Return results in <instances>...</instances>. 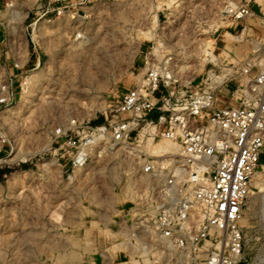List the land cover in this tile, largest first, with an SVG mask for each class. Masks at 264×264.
<instances>
[{
    "label": "rangeland",
    "instance_id": "1",
    "mask_svg": "<svg viewBox=\"0 0 264 264\" xmlns=\"http://www.w3.org/2000/svg\"><path fill=\"white\" fill-rule=\"evenodd\" d=\"M47 4L66 12L41 16ZM239 4L254 15L229 16ZM263 23L264 0H0V97L12 94L0 103V264H151V234L135 224L155 212L157 178L128 149L91 148L73 172L56 132L109 120L150 68L225 92L262 47ZM242 225L252 256L264 244V152Z\"/></svg>",
    "mask_w": 264,
    "mask_h": 264
},
{
    "label": "built area",
    "instance_id": "2",
    "mask_svg": "<svg viewBox=\"0 0 264 264\" xmlns=\"http://www.w3.org/2000/svg\"><path fill=\"white\" fill-rule=\"evenodd\" d=\"M50 5L41 16L65 14L66 6ZM227 13L236 20L254 15L243 4ZM172 77L150 68L139 86L121 93L109 120L95 127L72 120L58 130L69 167L84 168L94 147L98 155L128 149L141 174L157 178L155 212L135 224L151 234V264H264V244L247 256L242 225L264 152V43L227 74L224 94L192 90ZM2 91L0 103L9 102L7 86ZM159 141L176 145L177 154L146 155Z\"/></svg>",
    "mask_w": 264,
    "mask_h": 264
},
{
    "label": "bare ground",
    "instance_id": "3",
    "mask_svg": "<svg viewBox=\"0 0 264 264\" xmlns=\"http://www.w3.org/2000/svg\"><path fill=\"white\" fill-rule=\"evenodd\" d=\"M263 25H264V23H263ZM167 74H168V76H171V75H172L171 72H167ZM159 142H167V141H159ZM159 142H156V143L150 145L149 148H148V151H149L150 148L154 149V148H153L154 145L157 144V143H159ZM167 143L171 144V146H170V145H167V146H165V147H161V148H159V151H160V152L157 153L158 156H162V155H164V154L174 155V154L168 153L167 151H171L172 153H175V152H176L175 154H177V151H178L177 146L174 145L173 143H170V142H167ZM158 156H156V157H158Z\"/></svg>",
    "mask_w": 264,
    "mask_h": 264
},
{
    "label": "crops",
    "instance_id": "4",
    "mask_svg": "<svg viewBox=\"0 0 264 264\" xmlns=\"http://www.w3.org/2000/svg\"><path fill=\"white\" fill-rule=\"evenodd\" d=\"M59 5H57L56 7H58ZM25 63H27V60H26V62ZM225 92H223V93H221V94H224Z\"/></svg>",
    "mask_w": 264,
    "mask_h": 264
},
{
    "label": "trees",
    "instance_id": "5",
    "mask_svg": "<svg viewBox=\"0 0 264 264\" xmlns=\"http://www.w3.org/2000/svg\"><path fill=\"white\" fill-rule=\"evenodd\" d=\"M153 117H155V115H152Z\"/></svg>",
    "mask_w": 264,
    "mask_h": 264
}]
</instances>
